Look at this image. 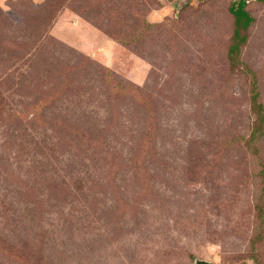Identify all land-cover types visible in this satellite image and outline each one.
<instances>
[{
    "label": "rangeland",
    "instance_id": "obj_1",
    "mask_svg": "<svg viewBox=\"0 0 264 264\" xmlns=\"http://www.w3.org/2000/svg\"><path fill=\"white\" fill-rule=\"evenodd\" d=\"M233 2L0 0V264H264Z\"/></svg>",
    "mask_w": 264,
    "mask_h": 264
},
{
    "label": "trees",
    "instance_id": "obj_2",
    "mask_svg": "<svg viewBox=\"0 0 264 264\" xmlns=\"http://www.w3.org/2000/svg\"><path fill=\"white\" fill-rule=\"evenodd\" d=\"M248 1H254V0H235L233 2V5L230 6L229 12L233 17V29L232 34L230 37V42L228 43L227 49H226V55L228 59V66L231 70L239 69L244 72L249 73L251 77L250 81V107L252 113L256 116V122L253 125V128L251 129L250 135H249V142L250 144L256 143L258 139L261 138V136L264 133V106L259 101V90L257 86V76L254 72L251 71L249 65L242 62L239 58L241 49L246 45V41L248 38V29L252 22L254 21V17L250 14L248 10ZM258 2H264V0H255ZM121 42L124 44H128V41L121 39ZM130 87V86H128ZM130 92L131 94L133 92L132 88L127 89V86L125 88V92ZM41 108V106H39ZM253 153L255 156L259 157V150L258 148L253 149ZM260 169L259 174L261 177H264L263 167L260 163ZM262 181V180H261ZM264 191V186L262 188ZM263 192L260 194L259 201L256 205L258 216L262 219L263 213H264V206L263 202L261 200Z\"/></svg>",
    "mask_w": 264,
    "mask_h": 264
},
{
    "label": "water",
    "instance_id": "obj_3",
    "mask_svg": "<svg viewBox=\"0 0 264 264\" xmlns=\"http://www.w3.org/2000/svg\"><path fill=\"white\" fill-rule=\"evenodd\" d=\"M194 264H212L211 262L205 261V260H201V259H196L194 261Z\"/></svg>",
    "mask_w": 264,
    "mask_h": 264
},
{
    "label": "flooded vegetation",
    "instance_id": "obj_4",
    "mask_svg": "<svg viewBox=\"0 0 264 264\" xmlns=\"http://www.w3.org/2000/svg\"><path fill=\"white\" fill-rule=\"evenodd\" d=\"M237 1H239V0H237Z\"/></svg>",
    "mask_w": 264,
    "mask_h": 264
}]
</instances>
